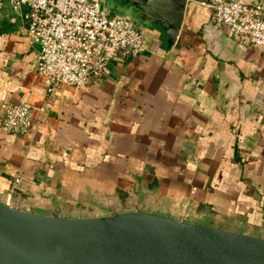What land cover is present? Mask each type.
I'll return each mask as SVG.
<instances>
[{"label": "crops", "instance_id": "0c3cea01", "mask_svg": "<svg viewBox=\"0 0 264 264\" xmlns=\"http://www.w3.org/2000/svg\"><path fill=\"white\" fill-rule=\"evenodd\" d=\"M209 1H188L171 49L162 30L149 29L145 53L51 97L24 13L5 3L0 192L21 177L13 196L35 205L53 196L74 211L141 203L163 214L264 226V54L217 24ZM22 102L33 107L32 130L3 131L2 105Z\"/></svg>", "mask_w": 264, "mask_h": 264}, {"label": "water", "instance_id": "95a60500", "mask_svg": "<svg viewBox=\"0 0 264 264\" xmlns=\"http://www.w3.org/2000/svg\"><path fill=\"white\" fill-rule=\"evenodd\" d=\"M188 1L115 0L125 12L115 15L136 14L138 23L131 20L144 32L162 30L171 49ZM49 200L40 206L0 192V264H264V226L209 213L163 214L141 203L122 209L97 202L89 212Z\"/></svg>", "mask_w": 264, "mask_h": 264}, {"label": "built area", "instance_id": "2783aa9c", "mask_svg": "<svg viewBox=\"0 0 264 264\" xmlns=\"http://www.w3.org/2000/svg\"><path fill=\"white\" fill-rule=\"evenodd\" d=\"M23 12L31 43L39 48L37 71L47 97L65 87L86 88L116 60L147 51L145 32L129 18L112 14L105 0H0ZM212 17L237 41L264 54V0H211ZM1 129L28 134L34 125L29 103L3 104ZM40 110L45 112L44 107ZM21 177L9 191L13 196Z\"/></svg>", "mask_w": 264, "mask_h": 264}, {"label": "rangeland", "instance_id": "374dc122", "mask_svg": "<svg viewBox=\"0 0 264 264\" xmlns=\"http://www.w3.org/2000/svg\"><path fill=\"white\" fill-rule=\"evenodd\" d=\"M107 2V0L105 1V6L108 8V10H110L111 11V13L112 14H115V12L116 13H123L124 11H122V10H119V11H116L117 9V7L119 8L120 7V5H117L116 4V2H115V0H108V2ZM117 6H115V5ZM125 13V12H124ZM126 15H128L134 22H136V23H138L137 22V16H136V14H132L131 12H126Z\"/></svg>", "mask_w": 264, "mask_h": 264}, {"label": "trees", "instance_id": "16d2710c", "mask_svg": "<svg viewBox=\"0 0 264 264\" xmlns=\"http://www.w3.org/2000/svg\"><path fill=\"white\" fill-rule=\"evenodd\" d=\"M140 30L144 31L143 29L139 28Z\"/></svg>", "mask_w": 264, "mask_h": 264}]
</instances>
